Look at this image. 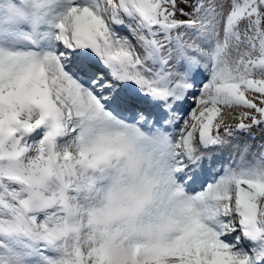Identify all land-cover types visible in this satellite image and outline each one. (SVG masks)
<instances>
[{"label": "snow or ice", "instance_id": "1", "mask_svg": "<svg viewBox=\"0 0 264 264\" xmlns=\"http://www.w3.org/2000/svg\"><path fill=\"white\" fill-rule=\"evenodd\" d=\"M0 264H264V0H0Z\"/></svg>", "mask_w": 264, "mask_h": 264}]
</instances>
